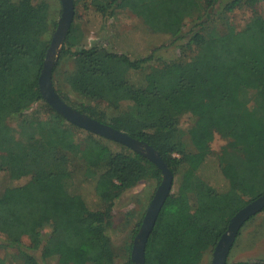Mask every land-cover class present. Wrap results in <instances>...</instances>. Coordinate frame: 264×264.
Wrapping results in <instances>:
<instances>
[{
    "label": "trees",
    "instance_id": "obj_1",
    "mask_svg": "<svg viewBox=\"0 0 264 264\" xmlns=\"http://www.w3.org/2000/svg\"><path fill=\"white\" fill-rule=\"evenodd\" d=\"M84 1L104 18L130 11L154 34L170 37L163 46L180 51L155 64L154 53L134 58L77 46L71 27L59 62L72 56L74 69L60 86L89 103L75 105L69 92L54 87L70 106L161 154L177 184L149 235L146 264H198L232 217L264 194V0ZM245 9L252 17L238 27L230 15ZM56 26L55 13L42 3L0 0V172L8 179L0 185L2 246L41 249L43 264L51 257L115 264L108 227L116 202L141 180L160 184L163 174L124 144L114 151L108 139L68 121L44 98L39 78ZM35 103L42 111H30ZM216 134L227 139L219 153L210 150ZM212 155L222 172L232 173L223 190L200 174ZM85 183H93L95 209L78 193ZM47 223L53 230L45 241L40 229ZM21 255V264H42L28 251ZM7 258L17 261L0 260Z\"/></svg>",
    "mask_w": 264,
    "mask_h": 264
},
{
    "label": "rangeland",
    "instance_id": "obj_2",
    "mask_svg": "<svg viewBox=\"0 0 264 264\" xmlns=\"http://www.w3.org/2000/svg\"><path fill=\"white\" fill-rule=\"evenodd\" d=\"M36 4H44L50 11L55 13L57 26L52 36L59 26V19L62 14L61 0H34ZM75 17L72 24L73 33L78 36L77 46L98 45L109 50L130 54L134 58L146 57L151 53L155 55V64L163 61L172 60L180 54L179 49L174 46H163L170 40L168 35L154 34L151 32L136 16L126 9H118L110 18H104L92 8H87L84 0H74ZM263 7L264 2L260 3ZM234 17V19H233ZM252 17L248 9L238 11L235 15H230L231 20L235 21L238 27H242ZM61 50V49H60ZM55 72L53 71L54 86L62 88V92L70 93L71 102L75 105L80 103H89L87 100L78 97L70 92L68 85L64 84L65 75L74 69V58L68 56L59 62V56L52 57ZM43 109V105L35 103L30 111ZM115 111V110H113ZM42 113V112H41ZM189 124L188 117H183L181 126L187 127ZM83 136V135H82ZM81 136V137H82ZM80 137V138H81ZM109 140V139H108ZM108 145L114 151H120L121 147L117 142L109 140ZM227 144V139L216 134L214 140L210 143L212 152H220L222 147ZM200 174L215 183L220 190L227 188L231 184L232 173L222 172L217 167L215 155L210 156L206 163L201 167ZM8 182L5 173L0 172V185ZM25 179L15 181L14 183H24ZM177 180H174L173 191L176 190ZM159 183L153 180H141L133 188L127 190L120 200L116 202L113 219L108 227V235L111 237L115 251V264H128L133 249L128 251V243L135 240L136 227L138 222L146 215L148 207L157 191ZM78 193L83 197L86 204L95 209L100 206L99 200L95 196L93 183H85ZM142 225V223H141ZM141 227V226H140ZM41 235L44 240H48L53 230L52 224L47 223L41 229ZM4 239V238H3ZM2 236H0V257H17L14 264H21L18 260L22 256L21 252L28 251L34 255L42 264V250H28L17 248H5L2 246ZM24 243H30L29 237H24ZM213 250L209 249L202 252L198 264H212ZM246 260H264V210L252 216L241 227L234 245L231 248L228 257V263ZM51 264H64L57 258L49 259ZM0 264H11L10 258L0 260Z\"/></svg>",
    "mask_w": 264,
    "mask_h": 264
},
{
    "label": "water",
    "instance_id": "obj_3",
    "mask_svg": "<svg viewBox=\"0 0 264 264\" xmlns=\"http://www.w3.org/2000/svg\"><path fill=\"white\" fill-rule=\"evenodd\" d=\"M62 14L59 26L54 33L48 50L40 78V90L47 102L66 119L75 125L100 135L106 139L124 144L134 151L146 156L162 171L163 178L148 207L142 225L133 243L131 259L134 264H146V245L153 230L161 209L171 194L174 186V175L161 154L149 143L132 137L127 132L119 130L107 123L100 122L91 116L79 111L65 102L57 93L53 84L54 56H59L61 46L66 40L75 17L74 0H61ZM264 209V194L252 200L241 208L231 219L228 231L214 247L212 264H227L229 253L236 237L247 220Z\"/></svg>",
    "mask_w": 264,
    "mask_h": 264
}]
</instances>
